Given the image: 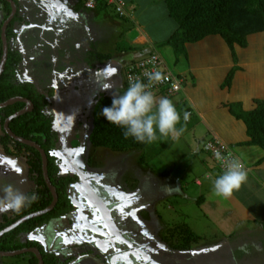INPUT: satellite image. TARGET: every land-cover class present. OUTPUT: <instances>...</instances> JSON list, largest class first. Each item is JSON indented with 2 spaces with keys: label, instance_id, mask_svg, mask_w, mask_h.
<instances>
[{
  "label": "rangeland",
  "instance_id": "obj_1",
  "mask_svg": "<svg viewBox=\"0 0 264 264\" xmlns=\"http://www.w3.org/2000/svg\"><path fill=\"white\" fill-rule=\"evenodd\" d=\"M27 1L37 10H45L47 5V9L52 11V19L68 22L70 30L65 35L69 39H61L65 42L66 51L58 50L56 55L61 53L59 57H62L65 55L64 51L76 56L78 53L83 54L81 61H72L87 62L88 65L98 63V66V54L110 57L103 68L104 71L110 72V75L107 74L109 83H97V88L86 95L84 94L91 90L90 87L83 86V82L79 86L74 85L75 88L67 90V102L62 95L64 91H56V98L54 95L53 98H48L49 101H58L53 102L49 114L54 117L55 130H59L57 132L60 142H63L61 148L53 153L58 162L61 161V167L67 165L68 170L81 173L83 181L87 180L86 186L77 187L79 199H74L77 201L79 214L75 213L72 217L68 215L62 219L69 220V224L56 222L52 225L54 229L51 227L46 231L44 228L38 230L43 238L40 241L46 245L49 253L59 258V264H264V224L261 219L258 220V225L239 223L237 216L233 212L229 213L230 209L223 207H229L227 200L234 198L249 209V206H255L252 204L254 196L252 194L248 199L249 193L245 198L240 196L237 190L224 199L214 195V179L209 180L207 174L214 171L212 168L215 162L204 150L209 142L205 139L209 136L199 134V117L195 116L186 124L183 110L177 109L181 116L177 128L184 129L180 137L175 140L170 137L158 139L145 150L114 152L96 147L90 142L89 136L93 127L91 113L98 97L105 94L113 98L127 88V64L138 54L132 44L138 35L137 24L123 21L109 6L100 5L95 10H87L78 0H65L72 6L74 4L78 11L76 16L71 13V18L61 4L60 8L52 10L59 0H51V3L44 0ZM104 15L109 21L101 19ZM3 18L5 19V14ZM36 20L40 23L42 18ZM20 27L19 23L18 28L21 31L25 29V26ZM149 31L154 36V31ZM155 32L156 38H163L166 34L158 30ZM32 36L37 38L36 42ZM31 40L33 47L27 46ZM24 41L28 53H31V48L38 54L37 64L40 70L47 72L58 68L56 63L62 59L54 58L51 54L47 59L42 58L43 63L47 62L42 66L40 56L42 52L50 50L38 39L37 34H25ZM162 48L164 46L156 45L158 52H161ZM249 48L259 52L264 48V44L254 39ZM239 49H235L236 63L240 60L241 49L244 50ZM95 54L97 57L92 58ZM90 55L92 57H89ZM84 57L86 58L83 60ZM85 68V71H89L87 73H91L92 70L87 66ZM81 72H84V69H81L76 77L82 76ZM21 79L27 81L23 71ZM69 81L72 79L69 78ZM171 101L174 103L175 100ZM2 127L0 118V139ZM26 160L27 157H23L17 161L21 164H17L14 159L5 155V150L0 144V186L12 183L24 194L36 192V185L32 184V188L23 190L20 180L10 176V167L14 169L20 166L25 169V173L29 168L32 177L36 178L30 159L28 158L27 164ZM219 169L223 171L220 167ZM197 179L203 186L197 185ZM73 193L74 191H70L71 195ZM203 199L206 201H202ZM70 217L73 218L72 221ZM185 225L199 236L200 240L192 245L190 251L173 252L170 247L174 243L170 239L169 231L180 232ZM239 225L242 227L240 230ZM73 227L75 234L72 233ZM250 228L256 229V233L250 231L251 236L247 230ZM50 229L54 231V236L48 232ZM29 237L31 236H20V242L27 239L38 241V238L33 240ZM28 257L22 255L0 258V263L29 264Z\"/></svg>",
  "mask_w": 264,
  "mask_h": 264
},
{
  "label": "crops",
  "instance_id": "obj_2",
  "mask_svg": "<svg viewBox=\"0 0 264 264\" xmlns=\"http://www.w3.org/2000/svg\"><path fill=\"white\" fill-rule=\"evenodd\" d=\"M22 1H26L28 4L27 0ZM32 1L38 2L39 0ZM44 1L51 3V0ZM126 2L128 16L123 19V21H129L132 25L137 24L138 26V35L132 42L134 47H136L138 57L133 56L127 66L139 58L157 52L165 59L164 61L171 72L185 80L183 91L176 98L170 100H175L174 105L176 109L180 108V110H183V113H192V118L190 117L189 120L186 121V124L190 123V119H194L195 116L199 117L200 120L197 119V130L199 134L203 133L209 136V138L207 137V139H205L206 141L213 139H220L223 141L247 168V179L237 191L240 192V196H244L245 198L250 193L248 199L249 196L252 197L253 194L252 204L255 206L249 203L252 207L249 206L248 209V207H244L242 203L232 198L230 201L226 199L229 207H223L225 209H230L229 213L233 212L237 216L239 223H254L258 225V220L261 219L264 224V150L249 144L250 137L247 133L246 124L242 120L236 119L231 113L232 105H241L243 110L252 111L256 108V102L258 100L264 101V48H261L262 50L259 52L252 51V47L244 50L241 49L242 54L240 53V60L237 63L235 62L233 52L225 41L215 36L206 38L204 41L195 44H188L187 53L180 57L175 54L173 48L170 46H164L161 52H158L156 45L165 42L178 28L176 22L169 15L166 3L163 0H126ZM59 4L62 5L63 9H67L66 13L69 17H71L72 14L75 16L77 15L78 11L76 10V6L66 3L65 0H59V3L56 4L55 7H52V10L60 8ZM28 6L34 8L32 3L28 4ZM45 7L46 12L41 8L39 9L40 13L37 12L40 17H42L40 23L36 20L38 18H33V13H30L32 14L30 18L27 14L25 15L24 25H27L14 43L23 56L22 70L27 80L26 82L32 83L44 94L51 88L54 90V96L56 91H64L62 95L65 99L68 97L67 90L69 91L75 88L73 86L74 84L79 86L83 82V86H88L93 90L97 88V83L101 84L102 81L104 83H109L107 74L110 75V72L104 71L105 69L103 68L105 64H101L100 60L99 66L98 63L92 65H88L89 63L87 62L75 63L72 60L76 59L81 61V55L83 54L79 55L78 53V56H76L73 53H65L66 45L61 39H69L65 35L66 32L70 30L68 22H58L56 19H52V11L47 9V5ZM101 7H104V5ZM101 19L103 21H109L108 17L105 15ZM3 20V15L0 14L1 23ZM161 26L163 27L161 28ZM149 29L154 31V36ZM155 30L166 34L163 38H160V36L156 38ZM27 33L37 34L38 39L47 45L48 50H50V52H42L40 56L42 66L47 64V62L43 63L42 58L47 59L50 54L54 55V58L62 59L56 63V66L59 68H57L58 70L45 72L43 69L40 70L38 68V54L33 52L31 48V53H28L25 49L26 42H23V38ZM35 36H32L35 40L34 42L37 40ZM254 39L260 44H264V33L252 36L250 41L252 42ZM33 45L34 43L31 40L27 46L33 47ZM237 49L240 50L236 47V50ZM58 50H65L63 53L65 55L62 57H59L61 53L56 55L55 52ZM52 51L54 52L52 53ZM85 58L86 57H84L83 60ZM85 66L92 70L90 71L91 73L85 71L87 70ZM60 67L63 69H60ZM81 69H84V72H81L82 76L76 77ZM233 69L237 70L235 71L232 85L224 88L223 83ZM69 78L72 79V81H69ZM56 97L57 96H55V98ZM53 102L57 103L58 101H55V99L49 101V106L46 108L48 113H50L49 108L53 106ZM5 164L6 162L4 165ZM17 164L20 165L21 163L17 162ZM10 168L9 170L12 171V175L10 174V176H14L20 180V186L23 187V190L26 189L27 191L28 188H32V184L35 185L27 176V173H25L24 168L22 169L20 166L14 169L12 167ZM212 169H214V171L207 174L209 180L215 179V177L221 173L219 167L215 163ZM21 170H23L24 173H22ZM19 171H21V177ZM209 174H211L210 177ZM197 185L203 186L199 179H197ZM243 193H245L246 196ZM205 201L206 200H204V202ZM251 208H253V210ZM16 213L17 212L13 211L1 213L0 224L7 223V221L3 219L4 215H7L10 219H14ZM251 228L247 229L250 236V231L256 233V229ZM240 229H242V227L239 225L238 230ZM39 231L33 234L34 236L29 235L31 236L29 238L33 240L38 238L37 242H42L40 239L43 240V238H41Z\"/></svg>",
  "mask_w": 264,
  "mask_h": 264
},
{
  "label": "trees",
  "instance_id": "obj_3",
  "mask_svg": "<svg viewBox=\"0 0 264 264\" xmlns=\"http://www.w3.org/2000/svg\"><path fill=\"white\" fill-rule=\"evenodd\" d=\"M169 11L170 17L176 22L178 28L165 42L160 46H170L173 48L177 56L187 53V45L204 41L209 37H220L225 41L230 50L233 52L234 59L236 47L247 49L251 43L250 39L254 35L264 33V0H163ZM6 6L5 13L8 16L11 13V5L6 0H0ZM99 2V5H104ZM82 4V3H81ZM83 5V4H82ZM105 6V5H104ZM18 16V17H17ZM8 28L9 57L4 74L0 79V104L15 98L24 97L34 103V110L15 119L10 128L17 135L32 140L42 146L46 151L49 159V176L52 183L57 189L59 195V204L56 209L40 218L30 220L16 230L6 234L0 239L1 252L19 251L25 248H38L45 260V264H59V258L50 254L46 245L36 241L27 239L20 242V236L32 235L37 230L49 224L53 219L67 216L73 211L74 207L69 197L71 184L78 181V177L74 174L69 176H61L60 169L57 166V158L53 151L59 144V136L54 129V117L50 115L46 108L49 106V97H53L54 90H47V94L39 92L32 83L24 82L21 79L23 69V56L20 50L16 48L18 30L17 23L22 18L17 15ZM24 20V19H23ZM1 32V29H0ZM3 54V42L0 35V63ZM89 57H92L91 55ZM97 57L94 55L92 58ZM109 55L102 56L98 54V60L104 64L109 60ZM233 69L228 74L223 83V87L227 88L232 85L235 75ZM39 90V91H38ZM111 97L101 94L92 111L93 127L89 136L90 142L100 148L110 149L114 152H124L127 150H145L150 144H142L136 142L133 138L124 137V129L109 124L100 115L101 109L110 106ZM257 106L252 111H245L241 105H232L231 113L238 119L242 120L247 126V133L250 137L249 144L260 147L264 150V102L257 101ZM25 106L24 103H16L5 109L0 110L1 122L17 113ZM8 139L9 137L6 136ZM6 152L8 154L19 156V153H12L8 148V143L3 141ZM25 149L30 154L28 158L32 166V172L39 174L37 179L38 185L41 187L34 192L38 199L30 206H26L16 213L14 219L4 215L7 223L0 224V231L12 225L22 217L42 211L49 207L53 197L45 185L42 173L41 154L32 147L16 143V149ZM239 161H241L239 159ZM35 180V179H34ZM33 191L27 193L31 194ZM26 194V195H27ZM204 201V199L202 200ZM169 236L174 245L170 247L173 252H187L192 249V245L200 240L188 226L185 225L180 232L169 231ZM28 255L29 264H38V260L33 254ZM21 257V256H18Z\"/></svg>",
  "mask_w": 264,
  "mask_h": 264
},
{
  "label": "clouds",
  "instance_id": "obj_4",
  "mask_svg": "<svg viewBox=\"0 0 264 264\" xmlns=\"http://www.w3.org/2000/svg\"><path fill=\"white\" fill-rule=\"evenodd\" d=\"M13 1L15 2V0ZM101 3L107 6L104 2L101 1ZM98 7L99 5L97 8ZM126 17H123L122 19H125ZM8 18L5 15V19L7 20ZM5 19L0 25V35L2 33L3 24L6 22ZM23 22L24 20L19 22L20 25L21 23L25 24ZM19 23L16 25L18 30L17 37L22 33L18 28ZM145 75L148 83H144L138 77L135 80H133L132 77H129L128 87L122 94L114 96L111 105L103 107L100 115L109 124L123 128V134L126 139L131 137L138 143L151 144L156 142L158 139L169 137L173 140L178 139L184 129L183 127L177 128V124H179L181 116L174 103L170 100L173 97L157 98L152 91L154 85L162 80V76L159 72H149ZM188 118L189 114L184 113L183 119L187 121ZM210 157L213 160L211 155ZM215 158L222 163L224 170L212 181L213 193L218 197L228 198L246 181L247 173L238 159H230L229 157L222 156L220 152L215 153ZM210 175L211 174H209V177ZM37 199L38 197L35 193L26 195L14 184L6 183L0 186V213L9 211L19 212L26 206H30Z\"/></svg>",
  "mask_w": 264,
  "mask_h": 264
},
{
  "label": "built area",
  "instance_id": "obj_5",
  "mask_svg": "<svg viewBox=\"0 0 264 264\" xmlns=\"http://www.w3.org/2000/svg\"><path fill=\"white\" fill-rule=\"evenodd\" d=\"M88 10L96 9L99 2H104L112 7L117 16L123 18L127 16V3L125 0H78ZM159 72L162 80L154 85L152 91L156 97L172 98L183 90L184 79L174 75L167 67L163 58L156 52L130 63L126 70V84L129 85V77L135 80L137 77L144 83H148L146 73ZM189 118L192 113L188 112ZM188 118V120H189ZM205 152L212 156L213 160L224 170L220 161L215 158V153L220 152L222 156L238 159L237 155L220 139L209 141L204 147ZM239 160V159H238ZM240 162V161H239ZM241 163V162H240ZM242 164V163H241ZM243 169L246 167L242 164Z\"/></svg>",
  "mask_w": 264,
  "mask_h": 264
},
{
  "label": "water",
  "instance_id": "obj_6",
  "mask_svg": "<svg viewBox=\"0 0 264 264\" xmlns=\"http://www.w3.org/2000/svg\"><path fill=\"white\" fill-rule=\"evenodd\" d=\"M7 1L11 3L12 13L9 16V18L6 20V22L3 24V27H2L1 39L3 42V54H2L1 63H0V79H1V77L4 74V71L6 69V65H7L8 57H9V51H10L8 36H7V29H8L9 24L15 18V15L17 12L16 3L13 0H7ZM16 103H24L26 107L23 110L18 111L17 113L12 115L11 117H9L5 121L4 130L15 141L22 143L24 145L30 146L32 148H35L41 154L43 176H44V179H45V181H46V183L50 189V192L52 193L53 202L46 209L39 211V212H36L34 214L28 215V216H25V217L19 219L18 221H16L10 227L0 231V239L3 236H5L6 234L16 230L18 227H20L24 223H26L30 220L36 219V218H40V217L45 216L47 214H50L51 212H53L55 210V208L57 207L58 202H59V196H58L57 190L53 186L51 179H50V176H49V159H48V156H47L45 150L42 149V147L40 145H38L37 143L30 141V140L23 139V138L15 135L12 132V130L10 129V124L15 119H17V118H19L25 114L33 112V110L35 108L34 103L31 100L24 98V97H15V98H12V99L6 101L5 103L0 104V110L5 109L9 106H12ZM79 177H81V176L79 175ZM25 254H33L36 257V259L38 260V264H45V260H44V257L42 255L41 251L36 247L25 248V249H22L19 251H13V252H1L0 251V258L18 257V256H22Z\"/></svg>",
  "mask_w": 264,
  "mask_h": 264
},
{
  "label": "flooded vegetation",
  "instance_id": "obj_7",
  "mask_svg": "<svg viewBox=\"0 0 264 264\" xmlns=\"http://www.w3.org/2000/svg\"><path fill=\"white\" fill-rule=\"evenodd\" d=\"M8 2V1H7ZM15 2H16V8H17V12H16V16L17 15H19L21 18H22V20L24 19V17H25V15L27 14V16L30 18L31 17V15L32 14H30V13H33V18L35 19V17L36 18H38L39 20H41V18L42 17H40V15H39V13H40V11L39 10H37V9H35V8H30L29 6H28V4H30L29 2H28V4H27V2L25 1H20V0H18V1H16L15 0ZM25 3V4H24ZM10 5H11V3H10ZM27 6V7H26ZM6 8V6L4 5V3L3 2H1L0 3V14L1 15H6V13H5V8ZM34 9H35V11H34ZM3 12V13H2ZM37 12H39V13H37ZM11 13H12V6H11ZM11 13H10V15H11ZM36 15V16H35ZM18 17V16H17ZM6 20V19H5ZM31 20V19H30ZM24 23V22H23ZM21 27L20 28H22L23 26H24V24H22L21 23V25H20ZM22 32V31H21ZM75 85V84H74ZM73 85V86H74ZM92 91H94V89L92 90H90L89 92H87V93H85L84 95H86V94H89L90 92H92ZM65 102H67V99H66V101ZM69 105V104H68ZM67 105V106H68ZM26 106H24L21 110H23L24 108H25ZM21 110H19V111H21ZM11 117V116H10ZM7 120V119H6ZM5 120V121H6ZM54 122H55V119H54ZM5 123V122H4ZM4 123H2V125H3V127H2V135H1V139H0V144H1V146L3 147V149L5 150V155L6 156H8V157H10L11 159H15L16 160V162L18 161V160H20V159H22L23 157H27V160H28V155L30 154L29 152H27L25 149H22V148H20L19 149V151L16 149V143H19V142H17V141H15L14 139H12L6 132H5V130H4ZM54 124V123H53ZM11 125V124H10ZM11 129V128H10ZM54 129H56L55 127H54ZM12 130V129H11ZM56 131V130H55ZM57 131H59V130H57ZM56 131V132H57ZM13 132V131H12ZM15 135H17L15 132H13ZM57 134H58V136H59V141H60V135H59V133L57 132ZM6 136H8L9 138L8 139H6L7 137ZM17 136H19V135H17ZM19 137H21V138H23V139H26V138H24V137H22V136H19ZM26 140H29V139H26ZM3 141H5L6 143H8L7 145H8V148L10 149V151H12V153L14 152V153H19L20 152V154H19V156H16V155H12V154H8L7 152H6V149H5V145L3 144ZM30 141H32V140H30ZM34 142V141H33ZM36 143V142H35ZM19 144H22V143H19ZM38 144V143H37ZM63 144V142H59V144H58V146L56 147V149H60L61 147H60V145H62ZM13 145V146H12ZM22 145H24V144H22ZM38 145H40V144H38ZM41 146V145H40ZM30 147V146H29ZM42 147V146H41ZM43 149V148H42ZM55 149V150H56ZM54 150V151H55ZM46 152V151H45ZM28 154V155H27ZM42 159V158H41ZM27 160H26V164H27ZM56 164H57V166L59 167V169H60V175L61 176H69V175H72V174H74V175H76L77 177H78V181L76 182V183H74V184H71V186H70V191H74V193L71 195L70 194V191H69V197H70V200H71V202H72V204H73V207H74V209H73V211L72 212H70V214H68V215H71V217L73 216V214H75V213H77V214H79V208L77 207V204H76V202L74 201V199L75 200H78L79 199V193L77 192V190H79V189H77V187H83V186H86L87 185V180H86V182L85 181H83V179L81 178V177H79L78 175H80L81 173H77V171H72V170H68V168H67V165L65 166V167H61L62 165V163H61V161H59L58 162V160H56ZM68 164V163H67ZM69 165H70V163H69ZM71 167V166H70ZM67 169V171H66V169ZM28 170H29V168H28ZM26 171L27 172V176L30 178V180H33L34 181V179L36 180L34 183H35V185H36V188H35V190H37V189H39L40 187H39V185H38V181H37V179H38V177H39V174H36V178H34V177H32V174H31V172H30V170L29 171ZM42 173H43V168H42ZM81 176V175H80ZM44 177V176H43ZM33 178V179H32ZM51 179V178H50ZM44 181H45V179H44ZM51 182H52V180H51ZM53 184V183H52ZM45 185L48 187V185H47V183H46V181H45ZM53 186H54V184H53ZM55 187V186H54ZM56 188V187H55ZM48 189H49V187H48ZM34 190V191H35ZM50 190V189H49ZM57 190V189H56ZM58 193V192H57ZM95 193H96V191H95ZM52 194V193H51ZM59 196V195H58ZM53 197V196H52ZM100 198H101V196H99ZM52 202H53V200H52ZM52 204V203H51ZM58 204H59V202H58ZM58 206V205H57ZM56 209V208H55ZM34 214V213H33ZM31 215V214H30ZM67 215V216H68ZM66 217V216H65ZM65 217H62V218H58V219H53L49 224H47L46 226H44V227H42L41 229H43L44 228V230L46 231L47 229H49V228H51L52 227V225L53 224H55L56 222H66L67 224H69V220H66V221H62V219H64ZM70 217V221H72L73 220V218H71ZM9 218V217H8ZM23 218V217H22ZM18 221V220H17ZM14 224V223H13ZM11 226V225H10ZM10 226H8V227H10ZM8 227H6V228H8ZM5 228V229H6ZM53 229H54V227H52ZM41 229H39V230H41ZM68 229V228H67ZM52 229H50V231H48V232H50L51 233V236H54V231H51ZM73 234H75L74 232H75V228L73 227ZM38 231V230H37ZM68 231V230H67ZM52 232H53V234H52ZM60 238L63 240V237L62 236H60ZM94 246V245H93ZM49 252V251H48ZM1 264V263H0Z\"/></svg>",
  "mask_w": 264,
  "mask_h": 264
},
{
  "label": "bare ground",
  "instance_id": "obj_8",
  "mask_svg": "<svg viewBox=\"0 0 264 264\" xmlns=\"http://www.w3.org/2000/svg\"><path fill=\"white\" fill-rule=\"evenodd\" d=\"M181 93V92H180ZM216 140V139H213V141ZM238 157V156H237ZM239 159V158H238ZM241 162V161H240ZM242 163V162H241Z\"/></svg>",
  "mask_w": 264,
  "mask_h": 264
}]
</instances>
